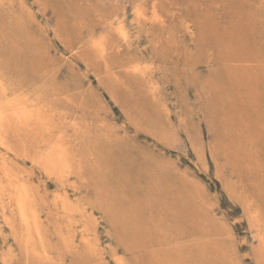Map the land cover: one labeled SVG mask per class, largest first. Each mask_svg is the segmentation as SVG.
Instances as JSON below:
<instances>
[{
    "label": "rangeland",
    "instance_id": "374dc122",
    "mask_svg": "<svg viewBox=\"0 0 264 264\" xmlns=\"http://www.w3.org/2000/svg\"><path fill=\"white\" fill-rule=\"evenodd\" d=\"M263 74L264 0H0V264H264Z\"/></svg>",
    "mask_w": 264,
    "mask_h": 264
},
{
    "label": "bare ground",
    "instance_id": "6f19581e",
    "mask_svg": "<svg viewBox=\"0 0 264 264\" xmlns=\"http://www.w3.org/2000/svg\"><path fill=\"white\" fill-rule=\"evenodd\" d=\"M1 1H3V0H1ZM161 2H162V1H161ZM226 2H227V1H226ZM239 2H240V1H239ZM58 3H59V2H58ZM156 3H157V2H156ZM231 3H232V2H231ZM233 3H234V2H233ZM237 3H238V1H237ZM244 3H245V1H244ZM134 4H135V3H134ZM158 4H159V3H158ZM235 4H236V2H235ZM247 4H248V2H247ZM229 5H230V4H229ZM233 5H234V4H233ZM238 5H239V4H238ZM238 5H237V6H238ZM240 5H242V4H240ZM240 5H239V6H240ZM168 6H170V5H168ZM223 6H224V5H223ZM239 6H238V7H239ZM21 7H22V6H21ZM156 7H157V6H156ZM164 7H165V6H164ZM231 7H232V4H231ZM243 7H244V6H243ZM165 8H166V7H165ZM219 8H220V7H219ZM219 8H218V9H219ZM245 8H246V7H245ZM162 9H163V8H162ZM259 9H260V8H259ZM154 10H156V8H155ZM225 10H226V9H225ZM39 11H40V9H39ZM164 11H165V9H164ZM164 11H163V12H164ZM221 11H222V10H221ZM223 11H224V10H223ZM238 11H239V10H238ZM161 12H162V11H161ZM138 13H139V12H138ZM143 13H144V12H143ZM211 13H212V12H211ZM141 16H142V15H141ZM145 16H146V15H145ZM148 17H149V16H148ZM167 17H168V16H167ZM223 17H224V15H223ZM223 17H222V18H223ZM211 18H212V17H211ZM165 19H166V18H165ZM29 20H30V19H29ZM150 21H151V20H150ZM150 21H149V22H150ZM152 21H153V20H152ZM140 23H141V22H140ZM153 24H154V23H153ZM158 24H159V23H158ZM155 25H156V24H155ZM203 25H204V24H203ZM22 26H23V25H22ZM158 26H159V25H158ZM166 26H167V25H166ZM151 27H152V26H151ZM156 27H157V26H156ZM159 27H160V26H159ZM154 28H155V27H154ZM157 28H158V27H157ZM16 29H17V28H16ZM145 29H146V28H145ZM150 29H151V28H150ZM107 30H108V29H107ZM153 31H154V30H153ZM231 32H232V31H231ZM116 33H117V32H116ZM232 33H233V32H232ZM102 34H103V33H102ZM105 35H106V34H105ZM113 35H114V34H113ZM18 36H19V35H18ZM121 36H123V35H121ZM171 36H173L172 33H171ZM217 36H218V35H217ZM227 36H228V35H227ZM177 37H178V36H177ZM204 37H205V36H204ZM222 37H223V36H222ZM90 38H91V37H90ZM94 38H95V37H94ZM103 38H104V37H102V38L100 37L101 40H103ZM106 38H107V37H106ZM210 38H211V37H210ZM107 39H108V38H107ZM168 39H169V37H168ZM172 39H174V38H172ZM194 39H195V38H194ZM196 39H197V38H196ZM196 39H195V40H196ZM89 40H90V39H89ZM174 40H175V39H174ZM177 40H178V39H177ZM200 40H201V39H200ZM93 41H95V40H93ZM93 41H92V42H93ZM96 41H97V40H96ZM99 41H100V40H99ZM201 41H202V40H201ZM69 42H70V41H69ZM87 42H88V41H87ZM190 42H191V41H190ZM97 43H98V41H97ZM97 43H95V45H96ZM100 43H101V42H100ZM100 43H99V45L102 44V43H101V44H100ZM108 43H109V42H108ZM70 44H71V42H70ZM90 44H91V43H90ZM106 44H107V43H106ZM106 44H105V45H106ZM124 44H125V43H124ZM198 44H199V43H198ZM220 44H221V43H220ZM99 45H98V47H99ZM108 45H109V44H108ZM208 45H209V43H208ZM91 46H93V45H91ZM101 46H102V45H101ZM101 46H100V47H101ZM93 47H94V46H93ZM96 47H97V46H96ZM103 47H104V46H102L101 48H103ZM110 47L113 48L112 45H111ZM110 47H109V48H110ZM91 48H92V47H91ZM232 48H233V47H232ZM95 49H96V48H95ZM103 49H105V48H103ZM69 50H70V49H69ZM117 50H118V49H117ZM95 51H96V50H95ZM95 51H94V52H95ZM101 51H102V50H101ZM113 51H114V50H113ZM73 52H74V51H73ZM94 52H93V53H94ZM96 52H97V51H96ZM106 52H107V50H106ZM109 52H111V51L109 50ZM97 53L100 54L99 52H97ZM101 53H102V52H101ZM231 53H232V52H231ZM91 54H92V53H91ZM110 54H111V53H110ZM112 54H113V53H112ZM115 54H116V53H115ZM63 55H64V54H63ZM94 55H95V53H94ZM94 55H93V56H94ZM102 55H103V54H101V57H103ZM105 55H106V54H105ZM229 55H231V54H229ZM255 55H256V53H255ZM88 56H89V55H87V59H89ZM95 56H98V55H95ZM95 56H94V57H95ZM111 56H112V55H111ZM90 57H91V56H90ZM94 57H92V59H94ZM98 57H100V56H98ZM98 57H96V58H98ZM105 58H106V57H105ZM105 58H103V59H105ZM111 58H112V57H111ZM111 58H110V60H112V62H113V59H111ZM115 58H116V57H115ZM169 58H170V57H169ZM176 58H177V57L175 56V59H176ZM178 58H179V57H178ZM178 58H177V59H178ZM225 58H226V57H225ZM87 59H86V61H87ZM173 59H174V58H173ZM209 59H210V58H209ZM94 60H95V59H94ZM97 60H99V59H97ZM100 60H101V59H100ZM100 60H99V63H98V64H100ZM213 60H214V59H213ZM102 61H103V60H102ZM114 61H115V60H114ZM174 61H175V60H174ZM91 62H94V61H91ZM105 62H106V61H105ZM105 62H104V63H105ZM176 62H177V61H176ZM178 62H179V61H178ZM216 62H217V61H216ZM234 62H235V61H234ZM88 63H89V62H88ZM98 64H96V65H98ZM108 66H109V64H108ZM34 67H35V66H34ZM101 67H103V66H101ZM233 67H234V66H233ZM245 67H246V65H245ZM59 68H60V67H59ZM112 68H113V67H112ZM139 68H140V67H139ZM224 68H225V67H224ZM227 68H228V67H227ZM229 68H231V67H229ZM34 69H35V68H34ZM104 69H105V68H104ZM92 70H93V69H92ZM227 70L230 71V69H227ZM231 70H232V69H231ZM93 71H94V70H93ZM106 71H107V70H106ZM108 71H109V70H108ZM124 71H125V70H124ZM136 71H137V70H136ZM245 71H246V70H245ZM96 72H97V71H96ZM98 72H99V71H98ZM128 72H129V71H127V73H128ZM140 72H141V71H140ZM142 72H143V71H142ZM227 72H228V71H227ZM233 72H234V70H233ZM238 72H239V71H238ZM130 73H131V72H130ZM132 73H133V72H132ZM145 73H146V72H145ZM231 73H232V72H231ZM124 74H125V73H124ZM135 74H137V73L135 72ZM139 74H141V73H138V74H137L138 77H136V78H139ZM143 74H144V73H143ZM143 74H141V75H143ZM228 74H229V73H228ZM98 75H99V74H98ZM128 75H130V74H128ZM226 75H227V74H226ZM243 75H244V73H243ZM263 75H264V74H263ZM228 76H230V75H228ZM101 77H102V76H101ZM127 77H128V76H127ZM141 77H142V76H141ZM39 78H40V77H39ZM52 78H53V77H52ZM228 78H229V77H228ZM243 78H244V77H243ZM262 78H263V77H262ZM95 79H96V78H95ZM129 79H130V78H129ZM134 79H135V78H134ZM143 79H144V76H143ZM225 79H226V78H225ZM252 79H253V78H252ZM132 80H133V79H132ZM136 80H137V79H136ZM139 80H141V79H139ZM229 80H230V79H229ZM239 80H240V79H239ZM141 81H142V80H141ZM146 81H147V80H146ZM240 81H241V80H240ZM240 81H239V82H240ZM101 82H102V81H101ZM137 82H138V81H137ZM143 82H144V80H143ZM53 83H54V82H53ZM139 83H140V82H139ZM144 83H147V82H144ZM242 83H243V82H242ZM242 83L240 82L239 84L242 85ZM263 83H264V82H263ZM55 84H56V83H55ZM101 84H102V83H101ZM236 84H237V83H236ZM245 84H246V83H245ZM260 84H262V83H260ZM89 85H90V84H89ZM146 85H147V84H146ZM150 85H151V84H150ZM263 85H264V84H263ZM260 86H261V85H260ZM57 87H58V85H57ZM150 87H151V86H150ZM102 88H103V87H102ZM131 88H132V87H131ZM206 88H207V87H206ZM213 88H214V87H213ZM225 88H227V87H225ZM262 88H263V87H262ZM94 89H95V88H94ZM137 89H138V88H137ZM217 89H218V88H217ZM150 90H151V89H150ZM150 90H149V91H150ZM225 90H226V89H225ZM261 90H262V89H261ZM0 91H1V90H0ZM61 91H62V90H61ZM105 91H106V90H105ZM139 91H140V90H139ZM209 91H210V90H209ZM235 91H236V90H235ZM241 91H242V89H241ZM4 92H5V91H4ZM152 92H153V91H152ZM218 92H219V91H217V93H218ZM238 92H239V91H238ZM245 92H246V91H245ZM150 93H151V92H150ZM234 93H235V92H234ZM235 94H236V93H235ZM210 95H211V94H210ZM217 95H218V94H217ZM219 95H220V94H219ZM249 95H250V94H249ZM59 96H60V95H59ZM114 96H115V94H114ZM154 96H155V95H154ZM214 96H215V95H214ZM236 96H237V95H236ZM25 97H26V96H25ZM60 97H61V96H60ZM138 97H139V96H138ZM144 97H145V96H144ZM211 97H212V96H211ZM221 97H222V96H221ZM224 97H225V96H224ZM7 98H8V97H7ZM62 98H63V97H62ZM214 98H216V97H214ZM214 98H213V99H214ZM233 98H234V97H233ZM235 98H236V97H235ZM237 98H239V97H237ZM237 98H236V100H237ZM2 99H4V98H2ZM2 99H0V100H2ZM220 99H221V98H220ZM119 100H121V99H119ZM143 100H144V99H143ZM224 100H225V99H224ZM82 101H83V100H82ZM144 101H145V100H144ZM152 101H153V100H152ZM119 102H120V101H119ZM123 102H124V101H123ZM138 102H139V101H138ZM156 102H157V101H156ZM201 102H202V101H201ZM236 102H237V101H236ZM236 102H235V103H236ZM251 102H252V101H251ZM262 102H263V101H262ZM262 102H261V103H262ZM66 103H67V102H66ZM127 103H128V102H127ZM147 103H148V102H147ZM158 103H159V102H158ZM227 103H228V102H227ZM243 103H244V102H243ZM63 104H64V103H63ZM67 104H68V103H67ZM228 104H229V103H228ZM233 104H234V102H233ZM240 104H241V102H240ZM1 105H2V103H1ZM40 105H41V104H40ZM106 105H107V104H106ZM120 105H121V104H120ZM142 105H143V104H142ZM142 105H141V106H142ZM229 105H231V104H229ZM237 105H238V104H237ZM260 105H261V104H260ZM42 106H43V105H42ZM49 106H50V105H49ZM61 106H63V105H61ZM121 106H122V105H121ZM146 106H147V105H146ZM157 106H158V105H157ZM250 106H251V105H250ZM3 107H4V106H3ZM5 107H6V106H5ZM37 107H38V106H37ZM37 107H36V108H37ZM66 107H68V106H66ZM144 107H145V106H144ZM233 107H234V106H233ZM235 107H236V106H235ZM254 107H255V106H254ZM32 108H33V106H32ZM32 108H31V109H32ZM141 108H142V107H141ZM148 108H149V107H148ZM239 108L241 109V107H239ZM250 108H251V107H250ZM0 109H1V107H0ZM3 109H4V108H3ZM11 109H12V108H11ZM33 109H34V108H33ZM38 109H39V108H38ZM38 109H37V110H38ZM48 109H49V108H48ZM63 109H64V108H63ZM89 109H90V108H89ZM166 109H167V108H166ZM243 109H244V108H243ZM7 110H8V109H7ZM27 110H28V107H27ZM125 110H126V109H125ZM263 110H264V109H263ZM1 111H2V110H1ZM4 111H5V110H3V112H4ZM8 111H9V110H8ZM28 111H29V110H28ZM62 111H63V110H62ZM152 111H153V110H152ZM241 111H242V110H241ZM128 112H129V111H128ZM134 112H135V111H134ZM156 112H157V111H156ZM156 112H155V113H156ZM238 112H239V111H238ZM242 112H243V111H242ZM259 112H260V110H259ZM107 113H108V112H107ZM129 113H130V112H129ZM136 113H137V112H136ZM243 113H244V112H243ZM2 114H3V113H2ZM63 115H64V114H63ZM153 115H154V114H153ZM246 116H247V115H246ZM254 116H255V115H254ZM11 117H12V116H11ZM14 117H16V116H14ZM36 117H37V116H36ZM222 117H223V116H222ZM236 117H237V116H236ZM244 117H245V116H244ZM262 117H264V115H262ZM63 118H64V117H63ZM140 118H141V117H140ZM237 118H238V117H237ZM251 118H252V117H251ZM258 118H261V117H259V115H258ZM11 119H13V118H11ZM57 119H58V118H57ZM128 119H129V118H128ZM240 119H241V118H240ZM132 120H133V119H132ZM20 121H21V120H20ZM158 121H159V120H158ZM262 121H263V120H262ZM1 123H2V122H1ZM24 123H25V122H24ZM36 123H37V122H36ZM136 123H137V122H136ZM222 124H223V123H222ZM246 124H247V122H246ZM263 124H264V123H263ZM53 125H54V124H53ZM58 125H59V124H58ZM61 125H62V124H61ZM145 125H146V124H145ZM157 125H158V124H157ZM157 125H156V126H157ZM165 125H166V124H165ZM240 125H241V124H240ZM2 126H3V125H2ZM18 126H19V125H18ZM18 126H17V127H18ZM162 126H163V125H162ZM228 126H229V125H228ZM259 126H260V125H259ZM22 127H23V126H22ZM54 127H55V126H54ZM59 127H60V126H59ZM157 127H158V126H157ZM215 127H216V126H215ZM248 127H249V126H248ZM260 127H261V126H260ZM3 128H4V130H5L6 126H4ZM10 128H11V126H10ZM13 128H14V127H13ZM242 128H243V127H241V129H242ZM11 129H12V128H11ZM11 129H10V130H11ZM18 129H19V128H18ZM159 129L162 130V128H159ZM6 130H8V129H6ZM14 130H15V129H14ZM19 130H20V129H19ZM23 130H24V129H23ZM23 130H22V131H23ZM61 130H62V129H61ZM165 130H166V129H165ZM11 131H13V130H11ZM20 131H21V130H20ZM25 131H26V130H25ZM169 131H170V130H169ZM169 131H168V132H169ZM3 132H4V131H3ZM9 132H10V131L8 130V133H9ZM60 132H61V131H60ZM166 132H167V131H166ZM58 133H59V131H58ZM58 133H57V134H58ZM158 133H159V132H158ZM163 133H164V132H163ZM3 134H4V133H2V135H3ZM83 134H84V133H83ZM170 134H171V133H170ZM0 135H1V133H0ZM8 135H9V134H8ZM11 135H14L13 132H12ZM58 135H62V134L59 133ZM263 135H264V134H263ZM3 136H5V135H3ZM6 136H7V133H6ZM236 136H237V135H236ZM32 137H33V136H32ZM58 137H59V136H58ZM61 137H62V136H60L59 139H60ZM3 138H4V137H3ZM28 138H29V136H28ZM62 138H63V137H62ZM133 138H134V137H133ZM160 138H161V137H160ZM171 138H172V137H171ZM158 139H159V138H158ZM10 140H11V139H10ZM19 140H20V139H19ZM239 140H241V138H240ZM5 141H6V140H5ZM8 141H9V140H8ZM8 141H7V142H8ZM21 141H22V140H21ZM71 141H72V140H71ZM122 141H123V140H122ZM248 141H249V140H248ZM9 142H10V141H9ZM238 142H239V141H238ZM255 142H256V141H255ZM0 143H1V142H0ZM23 143H25V141H23ZM36 143H37V142H36ZM61 143H62V140H61ZM2 144H3V143H2ZM39 144H40V143H39ZM44 144H45V143H44ZM74 144H75V143H74ZM95 144H96V143H95ZM3 145H4V144H3ZM10 145L12 146V143H10ZM10 145H9V146H10ZM14 145H15V144H14ZM27 145H28V144H27ZM41 145H42V144H41ZM45 145H46V144H45ZM249 145H250V144H249ZM4 146H5V145H4ZM37 146H38V145H37ZM54 146H55V145H54ZM54 146H53V147H54ZM210 146H211V145H210ZM34 147H35V146H34ZM34 147H33V148H34ZM53 147H52V148H53ZM63 147H64V146H63ZM5 148H6V147H5ZM38 148H39V147H38ZM44 148H46V147H44ZM67 148H68V146H67ZM6 149H7V148H6ZM27 149H28V148H27ZM42 149H43V148H42ZM42 149H41V151L43 152ZM55 150H56V149H55ZM65 150H66V149H65ZM131 150H132V149H131ZM45 151H46V150H45ZM45 151H44V152H45ZM70 152H71V151H70ZM139 152H141V151H139ZM251 152H252V151H251ZM117 153H118V152H117ZM25 154H26V153H25ZM31 154H32V153H31ZM35 154H36V153H35ZM39 155H40V154H39ZM143 155H144V154H143ZM42 156H43V155H42ZM37 158H39V157H37ZM66 158H67V157H66ZM258 158H259V157H258ZM33 159H34V158H33ZM35 159H36V158H35ZM68 159H69V157H68ZM68 159H67V161H68ZM73 159H74V157H73ZM108 159H109V158H108ZM30 160H31V159H30ZM258 160H259V159H258ZM12 161H14V160H12ZM31 161H32L31 163H33V161H36V160H31ZM37 161H38V159H37ZM37 161H36V162H37ZM72 161H74V160H72ZM115 161H116V160H115ZM144 161H145V160H144ZM150 161H151V160H150ZM8 162H9V161H8ZM69 162H70V161H69ZM69 162H66V163H69ZM74 163L76 164V162H74ZM79 163H80V162H79ZM145 163H146V162H145ZM37 164H38V163H37ZM69 164H72V162H70ZM81 164H82V163H81ZM151 164H152V163H151ZM15 165H16V164H15ZM38 165H39V164H38ZM72 165H74V164H72ZM39 166H40V165H39ZM161 166H162V165H161ZM68 167H69V166H68ZM69 168H71V167H69ZM79 168H80V167H79ZM48 169H49V168H48ZM51 169H52V168H51ZM77 169H78V168H77ZM80 169H81V168H80ZM105 169H106V168H105ZM52 170H53V169H52ZM158 170H159V169H158ZM162 170H163V169H162ZM24 171H25V170H24ZM116 171H117V170H116ZM27 172H28V171H27ZM53 172H54V171H53ZM50 173H52V172H50ZM69 173H70V172H69ZM120 174H121V173H120ZM154 178H155V177H154ZM220 178H221V177H220ZM116 181H117V180H116ZM126 182H127V181H126ZM26 185H27V184H26ZM159 185H160V184H159ZM166 187H167V186H166ZM128 188H129V187H128ZM173 188H174V187H173ZM171 189H172V188H171ZM8 190H9V189H8ZM14 192H15V191H14ZM162 192H163V190H162ZM132 194H133V193H132ZM162 194H163V193H162ZM0 195H1V194H0ZM121 195H122V194H121ZM164 196H165V195H164ZM10 197H11V196H10ZM148 197H149V196H148ZM27 198H28V197H27ZM156 198H157V197H156ZM165 198H166V197H165ZM193 198H194V197H193ZM157 199H158V198H157ZM7 200H8V199H7ZM22 200H26V199H22ZM155 200H156V199H155ZM30 201H31V200H30ZM181 201H182V200H181ZM24 202H25V201H24ZM24 202H23V204H25ZM9 203H10V202H9ZM26 203H27V202H26ZM152 203H153V202H152ZM183 203H184V202H183ZM23 204H22V205H23ZM180 204H181V203H180ZM184 204H185V203H184ZM251 204H252V203H251ZM22 205H21V206H22ZM192 205H193V204H192ZM153 206H154V205H153ZM167 206H168V205H167ZM247 206H248V204H247ZM10 207H11V206H10ZM22 207H24V206H22ZM244 207H245V206H244ZM26 208H27V207H26ZM163 208H164V207H163ZM168 208H169V207H168ZM174 208H175V207H174ZM193 208H194V207H193ZM15 209H16V208H15ZM25 210H26V209H25ZM251 211H252V210H251ZM22 212H23V210H22ZM72 212H73V211H72ZM248 212H249V211H248ZM141 213H142V212H141ZM18 215H20V214H18ZM143 215H144V214H143ZM254 215H255V214H254ZM179 216H180V215H179ZM159 217H161V216H159ZM164 217H165V216H164ZM204 217H205V216H204ZM252 217H253V216H252ZM156 218H157V217H156ZM174 218H175V217H174ZM210 219H211V218H210ZM254 219H255V218H254ZM149 220H150V219H149ZM170 220H171V219H170ZM8 221H9V220H8ZM161 221H162V220H161ZM166 222H167V221H166ZM166 222H165V223H166ZM5 224H6V223H5ZM162 224H163V223H162ZM173 224H174V223H173ZM19 225H20V224H19ZM163 225H164V224H163ZM206 225H207V224H206ZM157 226H158V225H157ZM168 226H169V225H168ZM159 227H160V225H159ZM166 227H167V226H166ZM11 228H12V227H11ZM180 228H181V227H180ZM12 229H13V228H12ZM20 229H21V227H20ZM161 229H162V228H161ZM164 229H165V227H164ZM155 230H156V229H155ZM166 230H167V229H166ZM172 230H174V229H172ZM180 230H181V229H180ZM201 230H202V229H201ZM10 231H11V229H10ZM152 232H153V231H152ZM174 232H175V231H174ZM174 232H173V233H174ZM191 233H192V232H191ZM177 234H178V233H177ZM141 235H142V234H141ZM158 235H159V234H158ZM262 235H263V234H262ZM129 236H130V235H129ZM165 236H166V235H165ZM175 236H176V235H175ZM189 236H190V235H189ZM15 237H16V236H15ZM139 237H140V236H139ZM263 237H264V236H263ZM18 238H19V237H18ZM146 238H147V237H146ZM27 239H28V238H27ZM27 239H26V240H27ZM84 239H85V238H84ZM169 239H170V238H169ZM227 239H228V238H227ZM227 239H226V240H227ZM261 239H262V237H261ZM154 240H155V239H154ZM222 240H223V239H222ZM29 241H30V240H29ZM162 241H163V240H162ZM172 241H173V240H172ZM223 241H224V240H223ZM141 242H142V241H141ZM150 242H151V241H150ZM164 242H165V241H164ZM166 242H167V241H166ZM173 242H174V241H173ZM263 242H264V241H263ZM22 243H23V242H22ZM42 243H43V242H42ZM260 243H261V242H260ZM26 245H27V244H26ZM163 246H164V245H163ZM25 247H26V246H25ZM167 247H168V246H167ZM172 247H173V246H172ZM16 248H17V247H16ZM36 248H37V247H36ZM261 248H262V247H261ZM25 249H26V248H25ZM37 249H38V248H37ZM131 249H132V248H131ZM161 249H162V248H161ZM259 249H260V248H259ZM89 250H90V249H89ZM134 250H135V249H134ZM164 250H165V249H164ZM135 251H136V250H135ZM168 251H169V250H168ZM260 251H261V249H260ZM189 253H190V252H189ZM261 253H262V252H261ZM38 254H41V253H38ZM170 254H171V253H170ZM26 255H27V254H26ZM35 255H36V254H35ZM75 255H76V254H75ZM75 255H74V256H75ZM259 255H260V252H259ZM27 256H29V255H27ZM43 256H44V255H43ZM167 256H168V255H167ZM262 256H263V255H262ZM18 257H19V256H18ZM31 257H32V255H31ZM39 257H40V256H39ZM41 257H42V256H41ZM76 257H77V256H76ZM260 257H261V256H260ZM28 258H29V257H28ZM32 258H33V257H32ZM45 258H46V257H45ZM81 258H82V257H81ZM160 258H161V257H160ZM162 258H163V257H162ZM196 258H197V257H196ZM33 259H34V258H33ZM46 259H47V258H46ZM120 259H121V258H120ZM157 259H158V258H157ZM263 259H264V258H263ZM29 260H30V259H29ZM36 260H37V259H36ZM76 260H77V259H76ZM78 260H79V259H78ZM186 260H187V259H186ZM188 260H189V259H188ZM73 261H74V260H73ZM169 261H170V260H169ZM30 262L32 263V261H30ZM87 262H88V261H87ZM38 263H39V262H38ZM48 263H49V262H48ZM79 263H80V262H79ZM82 263H83V262H82ZM162 263H163V262H162Z\"/></svg>",
    "mask_w": 264,
    "mask_h": 264
}]
</instances>
